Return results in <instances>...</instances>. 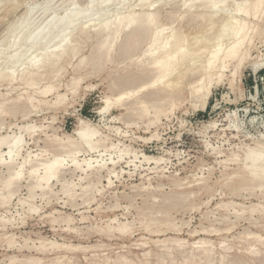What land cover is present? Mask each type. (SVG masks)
Instances as JSON below:
<instances>
[{
	"label": "rangeland",
	"instance_id": "rangeland-1",
	"mask_svg": "<svg viewBox=\"0 0 264 264\" xmlns=\"http://www.w3.org/2000/svg\"><path fill=\"white\" fill-rule=\"evenodd\" d=\"M49 1L0 0V56L10 52L5 46L8 45L5 42L9 41V36L13 32L10 28L16 29L20 24L23 25L25 20L26 24L31 23L30 30L37 28L39 30L51 24L57 27L53 29L54 33L55 29L66 27L63 22L56 26L55 19H63V16L74 10H81V7L83 10L88 9L87 12H90V15L83 17L85 19H79L80 24L90 21L96 23L109 18L112 20L116 13H123L124 10V13L130 10L137 12L143 10L139 5L141 0H123L124 4L120 0H114L117 1L116 3L112 0V3H103V6L99 0H77V2L51 0V3ZM237 1L239 3L241 0H225V3H219L223 5V10L216 16L217 19L219 18L216 19L218 25L209 33L205 32L209 34L206 35L207 37H214L219 33L223 21L231 16L238 6ZM176 2L180 6L174 7L175 17L179 16L177 12L181 13L180 9H184L181 6L182 0ZM14 6L18 7L17 10L5 16L6 8L9 10ZM171 7L172 4H167L163 8L162 17L167 23L170 20L163 15L170 11ZM25 10L31 11L30 18L29 15L24 16ZM97 10L100 13H96ZM91 12L94 13L93 16ZM263 15L264 11L249 20V26L256 25L262 28L261 38L264 37ZM89 18H91L90 21ZM27 20L30 21L27 22ZM48 23L50 24L47 25ZM60 25H63V28ZM175 26L179 28L178 21L175 22ZM53 33L51 36L57 32ZM186 33H189L191 37L190 42L193 41L192 44L189 42L192 47L195 40L200 37L199 28H188ZM63 35L60 33L59 37ZM59 37L56 38L58 41L61 39ZM100 37L103 36H92L89 37L91 40L85 42L81 40L78 46L79 54L66 58L57 66L56 71L61 75L57 74L58 77L55 76V79L44 77L34 84H24L20 79L12 84L0 82V103L20 97L17 108L7 105L5 112L0 114V135L22 134L23 154L26 155L23 156L31 160V163H27V166L23 168L25 171L23 170L22 178L18 182L20 184L13 186L11 194L14 195L15 192L16 194L11 196L9 203L6 202L8 205L2 203L3 198L0 192V264H27L31 259H41L36 262L37 264H221L224 261V264H253V262L264 264V182L253 180L247 175L248 168L244 167L250 164L248 156L264 150V46L262 39L259 35L253 39L250 58L241 63L236 61L228 63V67L223 71L222 80L218 83L217 79L215 80L209 95L204 92H195L185 83L183 95L173 98V103L171 100H169L171 103L168 100H160L159 94L153 96L158 107L150 106L148 109H140L141 105L135 99H143L142 94L144 97L152 90V88L141 90L140 86L154 75L151 73L153 71L150 72V69H147L148 72H145L149 73L150 77L147 76L148 78H143L144 80L135 77L132 80L133 83L127 78L128 76L124 75L132 72L134 75L142 69L130 64L129 60H124L123 63V60L113 59L110 63L107 61L103 64V70L100 68L96 71L98 69H93L90 59L95 53L96 43L105 38ZM145 46L143 45L144 49ZM22 51L19 49L18 53ZM83 58L85 60L81 64L80 61ZM188 59L183 67L192 64L193 60ZM115 81L116 83H113ZM118 83L119 85H116ZM46 86L52 87L49 92L43 93ZM130 90L135 92L131 93V96L125 95L121 102L117 100L118 95ZM12 108L17 110L12 111ZM29 124L36 125V129L30 133L21 128ZM83 124H89L91 128L98 131L99 134L97 133L95 140L102 138L101 142L103 141L98 144L99 147L91 150L87 143L80 140L77 130L84 126ZM71 145L77 147L74 148ZM143 153L155 159H162L160 161L145 160ZM53 156L63 160L64 167L61 172L63 175H59L61 177L58 179L50 180L51 183L47 185L45 191L30 187V183L33 184L34 181L29 176L31 165L52 160ZM23 159L20 157L15 162H21ZM76 161L80 162L78 168L73 165ZM88 161L94 165L92 169L86 167ZM112 161L115 164H112ZM98 164L103 166L99 168L96 166ZM100 169L103 170L100 171ZM89 173L94 175L90 176ZM9 174L10 170L0 165V181ZM232 174H236L237 177ZM246 181H248L247 184ZM64 182H69L70 185L67 193L64 192L63 186L66 184ZM90 184L92 186L89 187ZM3 192L7 193V190ZM187 193L191 196L188 197ZM72 194H74L73 198ZM165 197L168 198L169 204ZM175 197L178 200L175 199V201ZM68 200L71 202L68 203ZM184 200H186L185 203ZM34 206L35 210L30 208ZM156 209L161 210L163 214ZM261 213L263 215H260ZM155 216L160 217L159 220L154 218ZM121 223L126 225L127 231L122 232L123 230L117 229ZM147 226L151 229H146ZM46 245H49L48 248ZM200 251H203L204 255Z\"/></svg>",
	"mask_w": 264,
	"mask_h": 264
},
{
	"label": "bare ground",
	"instance_id": "bare-ground-1",
	"mask_svg": "<svg viewBox=\"0 0 264 264\" xmlns=\"http://www.w3.org/2000/svg\"><path fill=\"white\" fill-rule=\"evenodd\" d=\"M51 1V0H50ZM49 1V2H50ZM69 1V0H68ZM73 1V0H72ZM77 2V0H75ZM96 1V0H95ZM101 3V6H103L104 4H108L109 2L112 3V0H99ZM104 1V2H103ZM114 1V0H113ZM121 2H123V0H120ZM125 1V0H124ZM131 1V0H130ZM140 1V0H139ZM172 1V2H171ZM164 0V1H155V0H141V3L139 4L141 6V8L143 9L140 12H137L135 10H130L127 13H116V17L112 18V20L109 18L105 19V17L103 19L105 20H100V22L96 23H91L90 22H82L83 24L78 23L79 19L86 17L87 15H90V12L88 13L87 10H83L82 7L80 8L81 10H74L72 11V13L70 14H66L67 17L64 21V17L63 19H55L57 20V24H55L56 26H58L59 24H62V22L65 24V28H63L61 25L60 27H62L63 29H55L54 32L56 33L55 35L51 36L53 33V29L57 28V27H53L50 23H48L47 27H43L41 29L38 30H30V24L31 23H27L26 24V20L24 21V19L26 17H28V15L30 14V10L26 11V13H24L26 16L20 24V26L16 29H11L13 30V32L10 34L9 36V41L5 42L6 44L8 43V45H5L6 48H8L10 50L9 54H5L3 56H0V82H6L7 84H12L14 81L16 80H22L24 84H34V82L40 80L41 78L43 79L44 77H54L57 76V74L61 73L58 71H56L58 68L57 66H59L60 63L64 62L66 60V58H69L71 56H75L77 55L78 51H79V43L82 42L81 40H83L84 42L89 40V37L92 36H103L100 37L102 40H100L99 38V43L97 42L96 44V48H95V53L90 57L91 59V63L93 66V69H98L96 71H99L100 68L103 67V64L105 62H109L113 59H119V60H129L130 64H134L135 66L137 65L138 68L141 67V72L136 73V74H132V73H126L124 76H128L127 78L129 80H131L130 82H132V80L135 79V77L141 78L142 80H144L143 78H146L147 76H149V73L146 74L148 72L147 69H150V72L152 74L154 73V75L152 77L149 78L148 81L141 83V86L139 84V86L141 87V90L147 89V88H152V90L148 92V94L144 95L142 94V98L141 100H136L138 101V103H140L141 108L140 109H148L150 106L153 107H158L157 105V101H154V97L153 96H159V99H164V100H171L173 103V98L175 99V97L177 95H183L184 89H183V84L187 83L188 85L191 86V89L194 90L195 92H204L206 95H209L211 93L212 87L214 86L215 80L217 79V83L218 81L222 80V76H223V71L225 68L228 67V63L230 62H243L245 61L247 58H250V51H251V46L253 44V39L259 35V37L261 36V34H263V30L262 28H259V26L256 27V25L254 26H249L250 22L249 20H251L252 17H257L259 16L263 11H264V0H241L238 3V6L236 7L234 13L227 17L225 19V21H223L224 23L221 24L222 25V29L219 31V33L217 35H215L214 37L212 36H206L209 34V31H212L214 28H216V26L218 25L216 19L219 13H221V11L223 10V5L219 4L220 2H224L225 0H182L181 2V6L184 9H180L181 13L175 17L173 15V13H175L174 11V7L178 4L175 0ZM228 1V0H226ZM235 1V0H233ZM46 2V1H45ZM74 2V1H73ZM115 3L117 1H114ZM120 2V3H121ZM127 2V1H126ZM51 3V2H50ZM93 3V2H92ZM91 3V4H92ZM97 3V2H96ZM99 3V2H98ZM119 3V4H120ZM67 4V3H66ZM72 4V3H71ZM70 4V5H71ZM75 4V3H74ZM94 4V3H93ZM92 4V5H93ZM114 4V3H113ZM111 4V5H113ZM124 4V2H123ZM167 4H172V9L170 11H167L165 15V17H167L170 22L167 23L163 20L162 17V13L164 11V6ZM49 5V4H48ZM76 5V4H75ZM110 5V4H109ZM16 6V5H15ZM12 7V9L9 8V10H7L6 8V12L5 16L8 15L11 11H15L17 10L18 7L15 8ZM77 6V5H76ZM94 6V5H93ZM93 6H92V10H93ZM100 6V3H99ZM98 6V7H99ZM100 6V7H101ZM121 6V5H120ZM180 6V5H177ZM6 7V6H5ZM97 7V6H96ZM99 7V8H100ZM109 7V6H108ZM122 7V6H121ZM72 8V7H70ZM119 8V7H118ZM55 9V8H54ZM63 9V8H62ZM76 9V8H74ZM108 9V8H107ZM120 9V8H119ZM225 9V8H224ZM229 9V8H228ZM45 10V9H44ZM47 10V9H46ZM72 10V9H71ZM90 10V8H89ZM96 10V9H95ZM109 10V9H108ZM226 10V9H225ZM98 11V10H97ZM96 13H100V11H98ZM230 11V9H229ZM3 12V13H4ZM47 12V11H46ZM59 12V11H58ZM68 12V11H67ZM70 12V11H69ZM94 12V11H93ZM103 12H106L103 10ZM122 12V11H121ZM232 13V12H230ZM45 14V12H44ZM54 14V13H53ZM104 14V13H103ZM103 14H100V16H103ZM228 14V13H227ZM31 15V14H30ZM29 15V18H30ZM94 13L92 14L91 12V16H93ZM99 15V14H97ZM96 15V16H97ZM105 15L107 16V14L105 13ZM112 15V14H111ZM22 16V17H24ZM61 16V15H59ZM95 16V17H96ZM221 16V15H220ZM264 16V15H263ZM4 17V16H3ZM2 17V18H3ZM223 17V16H222ZM1 18V17H0ZM28 18V19H29ZM59 18V17H58ZM101 18V17H100ZM107 18V17H106ZM174 18V19H173ZM221 18V17H220ZM53 19V18H52ZM51 19V20H52ZM85 19V18H83ZM93 19V18H92ZM219 19V18H218ZM217 19V20H218ZM31 20V19H30ZM30 20H27V22H29ZM82 20V19H81ZM223 20V19H222ZM254 20V19H253ZM264 20V19H263ZM32 21V20H31ZM49 21V20H48ZM54 21V19H53ZM52 21V22H53ZM84 21V20H83ZM178 21V25L179 28H177V26H175V22ZM259 21V19H258ZM262 21V20H261ZM260 21V22H261ZM13 22V21H12ZM46 22V21H45ZM51 22V21H50ZM81 22V21H80ZM263 22V21H262ZM254 24V23H253ZM54 25V26H55ZM46 26V25H45ZM52 26V27H50ZM41 27V26H40ZM191 27H195V28H199V32L201 33L197 38V40H195L194 45L191 47L189 42L191 37L186 33L188 28ZM220 27V26H219ZM68 29V32H67ZM9 30V29H8ZM37 30V31H36ZM52 31V32H51ZM8 32V31H7ZM11 32V31H10ZM206 32V33H205ZM53 33V34H54ZM60 33H63V37H59ZM3 36V35H2ZM189 36V37H188ZM196 36V35H195ZM194 36V37H195ZM5 37V36H4ZM57 37L61 38L59 41L56 39ZM3 38V37H2ZM8 39V37H7ZM93 39V38H92ZM196 39V37H195ZM260 39H262V43L264 46V37H260ZM6 39H4L5 41ZM57 40L56 42H54L53 44H50L51 42ZM91 40V39H90ZM96 40V39H95ZM93 41V40H92ZM91 42V41H90ZM191 43V42H190ZM193 43V41H192ZM191 43V44H192ZM3 44V42H2ZM1 44V46H2ZM95 44V43H94ZM81 45V44H80ZM84 45V44H83ZM143 45H146L145 49L143 48ZM25 46V48H23ZM28 46V47H26ZM95 47V46H94ZM3 49V47H1ZM22 49L23 51L21 53H18V50ZM1 50V49H0ZM32 50V51H31ZM81 50V49H80ZM93 50V49H92ZM91 50V52H92ZM4 51V50H3ZM114 51H116L114 53ZM6 52V51H5ZM79 54V53H78ZM115 54V55H114ZM81 55V54H80ZM91 55V53H90ZM89 55V56H90ZM88 56V57H89ZM77 57V56H76ZM136 57V58H135ZM264 57V55H263ZM85 58V57H84ZM81 59L80 63L82 64L84 62L85 59ZM191 58L193 61L191 62L192 64H190L188 66V68H186L187 66L183 67L185 64H187V59ZM89 59V58H88ZM87 59V61H88ZM190 59V60H191ZM189 60V59H188ZM264 60V58H263ZM90 62V61H88ZM128 62V61H127ZM112 63V62H111ZM116 63V62H115ZM121 63V65L123 64ZM261 63V62H260ZM90 64V63H88ZM126 64V63H125ZM129 64V65H130ZM117 65V64H116ZM120 65V63H119ZM129 65H127L129 67ZM133 65V66H134ZM126 66V65H125ZM124 66V70L126 69ZM62 67V65H61ZM91 67V66H90ZM106 67V66H105ZM121 69V68H120ZM130 69V68H129ZM137 69V68H135ZM140 69V68H139ZM103 70V68H102ZM131 70V69H130ZM18 71V72H17ZM92 71V70H91ZM117 71V70H115ZM113 71V72H115ZM119 71V70H118ZM147 71V72H145ZM127 72V69L126 71ZM59 75V76H60ZM90 75V74H89ZM117 75V72H116ZM110 76V75H109ZM123 76V77H124ZM112 77V76H111ZM120 77L122 78V76L120 75ZM118 77V78H120ZM115 78V77H114ZM117 78V77H116ZM148 78V77H147ZM51 80V78H50ZM141 80V82H142ZM140 81V80H139ZM138 81V82H139ZM21 82V81H20ZM42 82H44L42 80ZM128 82V81H127ZM137 82V83H138ZM113 83H116L113 82ZM121 83V82H120ZM126 83V82H125ZM133 83V82H132ZM136 83V82H135ZM136 83V84H137ZM140 83V82H139ZM20 84V83H18ZM38 84V83H37ZM54 84V83H53ZM52 84V85H53ZM57 84V83H55ZM60 84V83H59ZM129 84V83H127ZM21 85V84H20ZM39 85V84H38ZM58 85V84H57ZM114 85V84H112ZM116 85H119L116 84ZM131 85V84H130ZM41 86V85H40ZM138 86V87H139ZM8 87V86H7ZM18 87V86H17ZM23 87V86H22ZM33 87V86H32ZM36 87V84H35ZM38 87V86H37ZM44 87V86H43ZM52 86H46L43 90V93H47L50 91ZM56 87V86H53ZM116 87V86H115ZM119 87V86H118ZM121 87V86H120ZM124 86L122 85V88ZM132 87V86H131ZM9 88V87H8ZM21 88V86H20ZM57 88V87H56ZM129 88V87H128ZM125 89V87L123 88ZM127 89V88H126ZM132 89V88H131ZM137 89V88H135ZM15 90V89H14ZM41 90V89H40ZM54 90V89H53ZM147 90V91H148ZM26 91V90H25ZM139 91V90H138ZM137 91V92H138ZM27 92V91H26ZM36 92H38L36 90ZM53 92V91H52ZM123 92V90L121 91ZM135 91H128L118 95L117 100L118 101H122L123 97L125 95H130L131 93H133ZM120 93V92H119ZM147 93V92H145ZM9 94V93H7ZM41 94V93H40ZM132 95V94H131ZM130 95V96H131ZM43 96V95H41ZM139 96V95H137ZM145 96H149V97H145ZM23 97V96H22ZM140 97V98H141ZM107 98V97H106ZM131 98V97H130ZM144 98H149V99H144ZM128 99V98H127ZM138 99V98H137ZM156 99H158L156 97ZM158 99V101L160 102V100ZM20 100L19 98L16 99H11L10 101H2L0 103V114H2L4 111V109H6L7 105L12 106H16L18 104ZM132 100V99H131ZM130 100V101H131ZM134 100V99H133ZM164 100H162L164 102ZM180 100V99H179ZM124 101H126L124 99ZM129 101V100H128ZM140 101V102H139ZM161 101V102H162ZM28 102V101H27ZM30 102V100H29ZM28 102V103H29ZM106 102H109V98L106 100ZM111 102V101H110ZM134 102V101H133ZM132 102V103H133ZM170 102V101H169ZM167 102V103H169ZM178 102V101H177ZM23 103V101L21 102ZM123 103V102H122ZM121 103V104H122ZM127 103V102H126ZM131 103V104H132ZM137 103V104H138ZM171 103V102H170ZM130 104V102H129ZM129 104H126L127 106ZM160 104V103H158ZM163 104V103H162ZM26 106H28L25 103ZM109 105V104H108ZM125 105V104H124ZM135 105V103H134ZM20 106V105H18ZM162 106V105H161ZM174 106V105H173ZM112 107V106H111ZM131 107V105H130ZM134 107V106H133ZM132 107V109H133ZM163 107V106H162ZM161 107V108H162ZM10 109V107H8ZM17 108V106H16ZM15 108V109H16ZM20 108V107H18ZM127 108V107H126ZM129 108V107H128ZM14 108H12L13 111ZM14 109V110H15ZM139 109V111H140ZM159 109V108H157ZM17 110V109H16ZM23 110V109H22ZM131 110V109H130ZM11 111V110H10ZM11 111V113H13ZM21 111V110H20ZM129 111V110H128ZM135 111V110H134ZM138 111V110H137ZM144 111V110H143ZM7 112V111H6ZM15 112V111H14ZM17 112V111H16ZM133 112V110H132ZM131 112V113H132ZM136 112V111H135ZM18 113V112H17ZM27 113V112H26ZM130 113V112H128ZM130 113V114H131ZM15 114V113H14ZM134 114V113H133ZM136 114V113H135ZM5 115V114H4ZM26 116V115H25ZM84 125V124H83ZM36 126V125H35ZM34 125H27L23 128L25 131L33 132L32 130L36 129ZM42 127V126H41ZM44 127V126H43ZM42 131V130H41ZM78 136L80 138L81 141L87 143L92 149L96 148L98 146V144L101 142L100 140H95V136L97 135L98 131L94 128H91V126L89 124H86L84 126H81L80 129L77 130ZM32 134V133H31ZM99 134V133H98ZM35 135V134H34ZM31 136V135H30ZM51 136V135H50ZM53 137V136H52ZM35 138V137H34ZM70 138V137H69ZM44 139V138H43ZM46 139V138H45ZM74 139V138H73ZM23 136L22 134H20L19 136H12L9 134H3L0 135V157H1V161H0V165H4L8 168V170H10V174L8 175V177H6L5 179L0 181V192L2 193V203H6L8 202V200L10 198H12L11 196H14L16 194L13 193L14 195H12V188L13 186H15V184H17L23 175V168L25 166H27V163H31V160L26 159L23 154ZM70 140V139H68ZM73 141V140H72ZM77 141V140H76ZM80 141V142H81ZM78 142V141H77ZM75 142L77 145L78 143ZM103 142V141H102ZM101 142V143H102ZM105 142V141H104ZM71 144V143H70ZM74 144V143H73ZM75 144V145H76ZM45 145V144H44ZM51 145V144H50ZM43 146V145H42ZM72 146V145H71ZM101 146V145H100ZM262 146V145H261ZM45 148V146H43ZM42 147V149H43ZM55 147V146H54ZM57 147V146H56ZM60 147V146H59ZM65 147V146H64ZM70 147V146H67ZM72 147H77V146H72ZM80 147V146H79ZM99 147V146H98ZM263 147V146H262ZM62 148V146H61ZM71 148V147H70ZM69 148V149H70ZM264 148V147H263ZM67 149V150H69ZM98 149V148H97ZM46 150V149H45ZM56 150H60V149H56ZM66 150V151H67ZM72 150V149H70ZM69 150V151H70ZM74 150V149H73ZM82 150V149H81ZM87 150V149H86ZM55 151V150H54ZM41 152V151H40ZM45 152V151H44ZM81 152V151H80ZM79 152V153H80ZM253 152V151H252ZM251 152V153H252ZM255 152V151H254ZM42 153V152H41ZM50 153V152H49ZM54 153V152H53ZM250 153V154H251ZM26 154V153H25ZM52 154V153H51ZM123 154V153H122ZM249 154V152H248ZM24 155V156H23ZM29 155V154H28ZM39 155V154H38ZM36 156V155H35ZM45 156V155H43ZM48 156V155H47ZM75 156V155H74ZM143 159L145 160H153L155 159L154 157H152L151 155L147 154V153H143L142 154ZM23 157V161L21 162H15V160H17L18 158ZM31 157V156H30ZM38 157V156H37ZM58 157V155H57ZM53 156L52 160H48V161H42V162H38L37 164H33L31 165V169H29V176L32 177V179H34L33 184L30 183V187H37L40 188L41 190H44L47 185L50 182V180L52 179H58V177H61V172L63 170V160L60 158H57ZM61 157V156H60ZM64 157V156H63ZM44 158V157H43ZM30 159V158H29ZM35 159V158H34ZM76 159V158H75ZM74 159V160H75ZM85 159V158H84ZM89 159V158H88ZM115 159V158H114ZM162 158L159 159H155L157 161H160ZM248 159H250V164H248L247 166H244L245 169L248 168V174L249 176H251V178H253V180H259V182H264V150H261L260 152H256L255 154L248 156ZM40 160V159H39ZM73 160V159H72ZM71 160V161H72ZM86 160V159H85ZM92 160V159H91ZM41 161V160H40ZM98 161V160H97ZM114 161V160H113ZM112 161V164H115ZM73 163V162H72ZM80 163V162H79ZM76 162L73 163L74 166H76V168L80 167V164ZM86 164V162H85ZM104 164V163H103ZM103 164H98L96 165L97 167H102ZM117 164V163H116ZM65 165V164H64ZM86 166L88 169H92L94 167V165H92L90 163V161L87 162ZM246 165V164H245ZM30 166V165H29ZM83 166V165H82ZM106 166V165H105ZM99 167V168H100ZM247 167V168H246ZM4 169V167H3ZM69 169V168H68ZM75 169V168H74ZM104 169V167H103ZM102 169V170H103ZM108 169V168H107ZM244 169V170H245ZM65 170V169H64ZM77 170V169H76ZM100 169V171H102ZM242 170V169H241ZM25 171V170H24ZM72 171V170H70ZM69 171V172H70ZM74 171V170H73ZM87 171V170H86ZM93 171V170H92ZM91 171V172H92ZM28 172V170H27ZM65 172V171H64ZM68 172V171H66ZM245 172V171H244ZM8 173V172H7ZM26 173V172H25ZM85 173V171H84ZM65 174V173H64ZM90 174V173H89ZM94 175V173H92ZM90 174V176L92 175ZM98 174V173H97ZM26 175V174H25ZM61 175V176H59ZM101 175V174H100ZM234 175V174H232ZM231 175V176H232ZM244 175V174H242ZM234 176L237 177V175L235 174ZM3 177V176H2ZM1 177V178H2ZM28 177V176H27ZM233 177V176H232ZM240 177V174H239ZM238 177V178H239ZM231 178V177H230ZM26 179V178H25ZM89 179V177L87 178ZM233 179V178H232ZM231 179V180H232ZM249 179V178H248ZM251 180V179H249ZM24 181V180H23ZM86 181V180H85ZM27 182V180H26ZM63 182V181H62ZM71 182V181H70ZM235 182V181H234ZM239 182V181H238ZM242 182V181H241ZM248 181H246L245 183L247 184ZM256 182V181H255ZM254 182V183H255ZM28 183V184H29ZM61 183V182H60ZM66 183V182H64ZM69 183V182H68ZM66 183L64 184L63 188L65 189L64 192L68 191L69 188V184ZM94 183V182H93ZM91 183V184H93ZM250 183V182H249ZM20 184V183H18ZM73 184V183H72ZM89 185L92 186V185ZM177 184V183H176ZM253 184V183H252ZM256 184V183H255ZM259 184V183H257ZM179 185V184H177ZM176 185V186H177ZM205 185V184H204ZM240 185V184H239ZM242 185V184H241ZM245 185V184H244ZM254 185V184H253ZM51 186V185H50ZM78 186V185H77ZM82 186V185H81ZM88 186V185H87ZM95 185H93L94 187ZM180 186V185H179ZM178 186V187H179ZM255 186V185H254ZM262 186V185H261ZM80 187V186H79ZM205 187V186H204ZM244 187V186H243ZM247 187V185L245 186ZM250 187V186H249ZM248 187V189H249ZM253 187V186H252ZM256 187V186H255ZM259 186H257L258 188ZM16 188V187H15ZM20 188V187H18ZM49 188V187H48ZM51 188V187H50ZM73 188V187H72ZM75 188V187H74ZM86 188V187H85ZM199 188V187H198ZM203 188V187H202ZM242 188V186H241ZM262 188V187H261ZM14 189V188H13ZM52 189V188H51ZM87 189V188H86ZM89 189V188H88ZM95 189V187H94ZM196 189V188H195ZM243 189V188H242ZM247 189V188H246ZM254 189V188H253ZM251 189V190H253ZM256 189V188H255ZM4 190H7L6 192H3ZM53 190V189H52ZM85 190V189H84ZM198 190V189H197ZM18 191V190H17ZM45 191V190H44ZM70 191V190H69ZM82 191V190H81ZM87 191V190H86ZM90 191V190H89ZM88 191V192H89ZM93 191V190H92ZM254 191V190H253ZM51 192V191H50ZM77 192V191H75ZM74 192V193H75ZM83 192V191H82ZM87 192V193H88ZM67 193V192H66ZM72 193V192H69ZM68 193V194H69ZM80 193V192H79ZM78 193V194H79ZM86 193V192H85ZM86 193V194H87ZM189 193V191H188ZM187 193V195H188ZM197 193V192H196ZM49 194V193H47ZM65 194V193H64ZM83 194V193H82ZM149 194V193H148ZM182 194V193H181ZM45 195V194H44ZM93 195V194H91ZM151 195V194H150ZM170 195V194H169ZM172 195V194H171ZM174 195V194H173ZM191 196V194H189ZM188 195V197H189ZM69 196V195H68ZM74 194H72V198H73ZM76 196V195H75ZM86 196V195H85ZM148 196V195H147ZM71 197V194H70ZM78 197V196H77ZM81 197V196H80ZM89 197V195H88ZM92 197V196H91ZM90 197V198H91ZM151 197V196H150ZM152 197H155L152 195ZM151 197V198H152ZM159 197V196H158ZM157 197V198H158ZM170 197V196H169ZM173 197V196H172ZM185 197V194H184ZM68 199V198H67ZM75 199V198H74ZM77 199V198H76ZM85 198H83L84 200ZM165 199H167L168 202V198L165 197ZM173 199V198H172ZM176 199V197L174 198V200ZM182 199V198H181ZM185 199V198H183ZM189 199V198H188ZM93 200V199H92ZM171 200V198H170ZM178 200V199H176ZM175 200V201H176ZM67 201V200H66ZM74 201V200H73ZM72 201V202H73ZM156 201V200H155ZM154 201V202H155ZM159 201V200H158ZM173 201V200H172ZM183 201V200H181ZM186 200H184L185 203ZM71 201L68 200V203H70ZM90 202V201H89ZM180 202V200H179ZM9 203V202H8ZM84 203V202H83ZM153 203V202H152ZM176 203V202H173ZM182 203V202H180ZM154 204V203H153ZM169 204V202H168ZM177 204V203H176ZM175 204V205H176ZM236 203H234L235 205ZM1 205V203H0ZM6 205H8L6 203ZM157 205V204H156ZM155 205V206H156ZM165 205V204H164ZM170 205H172L171 207H173V204L171 203ZM220 205V204H219ZM258 205V204H255ZM5 206V205H3ZM166 206V205H165ZM169 206V205H168ZM178 206V205H177ZM259 206V205H258ZM153 207V205H152ZM32 209H36V207H30ZM149 208V207H148ZM261 208V207H260ZM161 209V208H160ZM170 209V208H169ZM256 209V208H255ZM154 207H153V211H154ZM158 211V209H156ZM152 211V213H154ZM156 211V212H157ZM164 211V209L162 210ZM264 211V210H263ZM54 212V211H53ZM155 212V213H156ZM158 212H161L158 211ZM255 212V210H254ZM261 212V209H260ZM146 213V212H144ZM162 213V212H161ZM264 213V212H263ZM263 213H261L260 215H263ZM53 214V213H52ZM59 214V213H58ZM160 214V213H159ZM163 214V213H162ZM151 215V212H150ZM158 216V214H157ZM160 216V215H159ZM140 217V216H139ZM143 217V216H141ZM152 217V215H151ZM60 218V217H59ZM62 218V217H61ZM146 218V215H145ZM154 218H159L160 217H154ZM153 219V218H152ZM3 220V219H2ZM5 220V219H4ZM62 220H64L62 218ZM67 220V219H66ZM116 220V219H115ZM114 220V221H115ZM152 221V220H151ZM119 222V221H118ZM155 223V221H153ZM157 222V221H156ZM4 223V222H3ZM2 223V224H3ZM7 223V221H6ZM9 223V222H8ZM120 223V222H119ZM169 223V222H168ZM11 224H13L11 222ZM158 224V223H156ZM166 225V224H165ZM14 226V225H13ZM141 226V225H140ZM162 226V225H161ZM20 227V226H18ZM139 227V226H138ZM148 227V226H147ZM174 227V226H173ZM103 228V227H102ZM101 228V229H102ZM144 228V227H143ZM150 227L146 228L149 229ZM168 228V226H167ZM2 229V228H1ZM64 229V228H63ZM117 229L119 230H123L122 232H125L124 230L127 229L126 225H122V223L120 225H118ZM131 229V228H129ZM151 229V228H150ZM59 230V228H58ZM128 230V229H127ZM126 230V231H127ZM56 231V229H55ZM76 231V228H75ZM159 231V230H158ZM162 231V230H161ZM107 232V230H106ZM121 232V233H122ZM152 233V231H150ZM129 233V232H128ZM154 233V232H153ZM157 233V232H156ZM78 234V233H77ZM113 234V233H112ZM124 234V233H123ZM122 234V235H123ZM150 234V233H149ZM107 235V234H106ZM41 236V235H40ZM80 236V235H79ZM128 236V234H127ZM39 237V236H38ZM109 238V237H108ZM264 238V237H263ZM39 240V239H38ZM153 240V239H151ZM43 241V240H40ZM157 241V240H156ZM159 241V240H158ZM163 241V240H162ZM51 242V241H50ZM56 242V241H55ZM47 243V242H46ZM45 243V244H46ZM20 244V243H17ZM25 244V243H24ZM55 244V243H53ZM59 244V243H58ZM57 244V245H58ZM161 244V243H160ZM4 245V244H3ZM21 245V244H20ZM34 245V244H33ZM41 245V244H40ZM56 245V246H57ZM103 245V244H102ZM165 245V244H164ZM184 245V244H183ZM42 246V245H41ZM45 246V245H44ZM47 246V245H46ZM49 246V245H48ZM47 246V248H48ZM53 246V245H52ZM59 246V245H58ZM62 246V245H61ZM65 246V245H64ZM66 246H68L66 244ZM82 246V245H81ZM166 246V245H165ZM28 248V246H26ZM34 246H32L33 248ZM37 247V246H36ZM39 247V246H38ZM71 247V246H70ZM69 247V248H70ZM75 247V246H73ZM80 247V246H79ZM83 247V246H82ZM162 247V246H161ZM25 248V247H23ZM40 248V247H39ZM51 248V247H50ZM53 248V247H52ZM63 248V247H62ZM66 248V247H64ZM139 248V247H138ZM29 249V248H28ZM46 249V247H45ZM31 250V249H30ZM34 250V249H33ZM75 250V249H74ZM172 250V249H171ZM178 250V248H177ZM191 250V249H190ZM193 250V249H192ZM206 250V249H205ZM21 251V249H20ZM38 251V249H37ZM41 251V250H40ZM182 251V250H181ZM180 251V252H181ZM188 251V250H187ZM119 252V251H118ZM201 252V251H200ZM203 252V251H202ZM201 252V253H202ZM207 252V251H206ZM43 253V252H42ZM147 253V252H146ZM184 253V252H183ZM182 253V254H183ZM191 253V252H190ZM145 255V253H142ZM148 254V253H147ZM213 254V253H212ZM44 255V254H43ZM169 255V254H168ZM173 255V254H172ZM190 254H188L189 256ZM193 255V254H191ZM198 255V254H197ZM201 255V254H200ZM204 255V252H203ZM202 255V256H203ZM206 255V254H205ZM214 255V254H213ZM171 256V255H170ZM210 256V255H209ZM222 256V255H221ZM228 256V255H227ZM174 257V256H173ZM192 257V256H191ZM196 257V256H195ZM205 257V256H204ZM223 257V256H222ZM220 257V259L222 258ZM226 257V256H224ZM233 257V256H232ZM12 258V257H10ZM37 258V257H36ZM85 258V257H84ZM172 258V257H171ZM190 258V257H188ZM26 259V258H25ZM186 259V258H185ZM192 259V258H191ZM225 259V258H224ZM14 260V258H13ZM41 259H31L27 264H37L36 262L40 261ZM86 260V259H85ZM114 260V259H113ZM127 260V259H126ZM129 260V259H128ZM165 260V259H164ZM208 260V258H207ZM210 260V258H209ZM223 260V259H222ZM58 261V260H57ZM56 261V262H57ZM72 261V260H71ZM130 261V260H129ZM27 262V261H26ZM43 262V261H42ZM70 262V261H69ZM127 262V261H126ZM212 262V260H211ZM222 262V261H221ZM225 262V261H224ZM224 262H222L224 264ZM228 262V260H227ZM232 261H230L231 263ZM238 262V261H237ZM23 263V261H22ZM221 263V264H222ZM233 263V262H232ZM9 264V263H8ZM21 264V263H20ZM42 264V263H41ZM58 264V263H56ZM69 264V263H68ZM226 264V263H225ZM254 264V262H253Z\"/></svg>",
	"mask_w": 264,
	"mask_h": 264
}]
</instances>
